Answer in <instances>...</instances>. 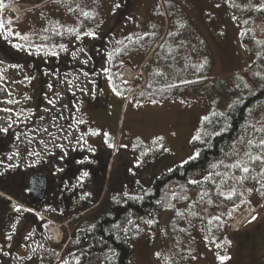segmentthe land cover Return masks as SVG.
Returning a JSON list of instances; mask_svg holds the SVG:
<instances>
[{"label":"rangeland","instance_id":"obj_1","mask_svg":"<svg viewBox=\"0 0 264 264\" xmlns=\"http://www.w3.org/2000/svg\"><path fill=\"white\" fill-rule=\"evenodd\" d=\"M23 1L26 5L20 7H25L26 14L22 10V15L11 11L12 17L17 20V40L21 38L29 43L28 47L32 54H38L41 65L38 62L24 67H10L2 62L0 70L12 68L20 75H28L21 78L11 72L8 86L13 88L15 83L22 84L31 97L40 83L39 79L53 82L56 70H48L44 75L41 70L61 62L51 56L49 59L48 53H44L54 50L59 52L54 41L61 30L67 41L76 43L74 47H80L78 52L75 50L78 54V62H75L81 68L76 79L71 74H65L63 79L70 84L71 90L85 96L92 94L90 87L95 79L88 72V53L90 46L94 45L88 33H92L94 23L110 21L108 12L118 5V0H14L19 5ZM157 1L155 11L161 15L157 24L159 36L167 28L163 21L169 18L168 13L173 14V7L167 0ZM216 1V6L207 0L180 1L190 9L188 14L193 24L189 32L195 27L194 36L200 35L207 42L202 57L200 44L194 39L192 45L183 46L178 51L179 56L171 60L170 64H174L175 68L170 70L164 64L167 58L163 49L149 63L155 51L143 62L151 48H143L133 54L131 50L138 46L133 39L129 44L130 49H126L130 54L128 58L132 55L133 59L120 60L121 66L116 71L121 74L120 82L127 87L123 85L116 88L113 83L110 85V80H106V76L111 74L109 66V72H103L102 91H108L110 100L114 102L113 122L106 136L107 153L113 160L115 158L116 169L122 168V159L125 164L132 162L129 166L124 165L125 179L135 177L141 189L152 186L158 177V169L162 174L197 156L198 150L191 148V142L199 136L202 121L214 111L225 115L235 95L246 94L248 90L255 91L259 88L257 85L264 82V61L256 60L264 48V26L258 28L264 25V0ZM240 22L246 27L254 25L250 45L241 41L243 28H237ZM207 24L210 26L207 27ZM132 25L136 32L138 29L139 32L143 30ZM73 32L75 40L71 39ZM166 34L167 31L164 36ZM169 36L175 35L170 33ZM156 41L150 40L148 44L152 45ZM171 42L167 40L163 47ZM44 43L50 44L41 45ZM116 46L112 44V49ZM20 53L26 55L25 50ZM124 54L121 53V58ZM40 55H43L44 60L40 61ZM188 55L191 60L193 57L194 66L191 70L183 69L187 66L183 63L184 57ZM125 62L130 63L131 67L126 68ZM253 62L254 65L261 63L250 69ZM201 64L204 66L198 73ZM125 69L127 71L123 75ZM170 71L173 77L169 79ZM176 71L179 74H175ZM158 73L166 77L164 86H161V80L155 78ZM146 77L148 86L143 90L132 91ZM191 82V87H174ZM163 90L172 93H164ZM20 91L24 93V89ZM22 93L20 97L26 101L29 95ZM7 95L9 100L16 96L13 91ZM251 122L255 126L253 132L230 147L222 159L214 164L215 170L218 168V172L225 174L224 182L228 187H218L209 194L191 192L186 200L175 206H166L154 216L141 217L138 222L139 235L132 241L135 257L131 264H262L264 191L260 189H264V144L261 143L264 141V105L251 113ZM71 134V127L66 125L65 135L69 137ZM231 170L244 181L241 198L231 189L235 186L230 184L231 177L227 175ZM202 173H195L194 181L212 174L211 170ZM138 185L134 189L130 188L129 193L137 194L140 190ZM233 208H236L234 219L228 221L233 214L230 209ZM255 229L259 235L255 239H248L249 231ZM221 257L227 259L222 261ZM101 259L100 255L97 264Z\"/></svg>","mask_w":264,"mask_h":264},{"label":"flooded vegetation","instance_id":"obj_2","mask_svg":"<svg viewBox=\"0 0 264 264\" xmlns=\"http://www.w3.org/2000/svg\"><path fill=\"white\" fill-rule=\"evenodd\" d=\"M167 1L173 7L172 15L166 10L169 30L173 28L179 34L180 43L174 47L180 51L185 48L181 43L184 28L188 30L192 24L190 9L181 0ZM13 2L0 0V65L37 64L38 54H32L29 43L17 40ZM156 3L157 0H118V5L108 12L109 22L93 24L94 46L88 53V72L95 80L88 96L71 90L63 79L65 74L76 79L81 68L75 53L80 47L67 41L61 30L54 41L59 52H44L49 59L51 56L61 62L41 70L43 75L56 70L53 82L39 79L31 97L22 84L8 86L11 72L21 78L26 73L20 75L12 68L0 70V129H7L0 131V264H97L98 218L109 206L138 194L129 193L138 185L136 178L125 179L124 165L132 162L125 164L122 159V168L116 169L115 158L107 153L106 136L113 122L114 102L108 91H102V75L107 66L112 75V61L121 56V45L128 48L135 39L138 46L134 54L146 45L150 47V40H158L161 15L155 11ZM22 5H26L24 1ZM132 24L148 33L144 35L139 29L136 32ZM71 37L75 40L74 32ZM112 44L117 45L115 49ZM22 50L26 55L20 53ZM39 58L44 60L43 55ZM110 75L107 81H111ZM12 91L16 96L9 100L7 93ZM21 93L29 95L26 101H22ZM66 125L71 127L69 137L65 135ZM160 174L158 169V177ZM256 229L249 231L248 239L259 235ZM261 239L264 250L263 235Z\"/></svg>","mask_w":264,"mask_h":264},{"label":"trees","instance_id":"obj_3","mask_svg":"<svg viewBox=\"0 0 264 264\" xmlns=\"http://www.w3.org/2000/svg\"><path fill=\"white\" fill-rule=\"evenodd\" d=\"M249 26L250 29H248ZM249 26L246 27L245 25L243 28L241 41L243 44L250 45L253 41L251 29L254 25ZM163 44L159 49L163 47ZM171 47V45H167L163 51L167 53L166 51ZM200 52L205 53L204 45L200 46ZM120 60L121 56L119 55L115 57L111 65L113 73L110 82L116 88L124 85L120 82L121 74L116 73L121 66ZM256 60L264 61V48L261 49ZM259 64L254 65L253 62L250 69L255 68L256 65L259 66ZM117 68L118 70H116ZM156 79L161 80V86H164L165 78L162 75L157 76ZM148 82L143 88L148 86ZM191 85L192 82L174 87L187 88ZM257 86L259 88L255 91L248 90L246 94L235 95L225 115H220L214 111L202 121L199 139L194 138L191 142V148L198 150L197 156L170 171L163 172L150 188L141 189L136 196L128 197L122 202L109 206L105 215L98 218L95 238L96 260H99L100 255L102 256L99 264H131L135 257L132 241L139 235L138 222L141 217L154 216L166 206H175L184 199L186 200L191 192L209 194L218 187H228L227 183L224 182L225 174L218 172V168L215 170L213 165L222 159L224 152L230 147L241 139L247 138L253 132L255 126L254 122H251V113L264 105V82ZM208 170H211V176L200 177L194 181L195 173H204ZM227 173L231 177L230 184H235L231 189L236 192L238 198H241L244 181L236 175L234 170ZM261 190L264 191V189ZM235 210L236 208L230 209L233 214L230 213L231 216L228 221L234 219ZM263 262L264 259L261 263L263 264Z\"/></svg>","mask_w":264,"mask_h":264},{"label":"crops","instance_id":"obj_4","mask_svg":"<svg viewBox=\"0 0 264 264\" xmlns=\"http://www.w3.org/2000/svg\"><path fill=\"white\" fill-rule=\"evenodd\" d=\"M208 2H210L211 3V5L212 6H216L215 5V3L217 2L216 0H207ZM232 2V1H231ZM192 24H193V22H192ZM192 24H191V26H192ZM210 26V24H207V27H209ZM245 27V25L242 23V22H240L238 25H237V28H244ZM194 28L195 27H193V29H192V32H189V27H188V30H186V28H184V30H185V35L184 36H186L187 35V37H185V38H183L182 37V40H181V43L182 42H184V44L183 45H187V44H189V45H192V43L194 42V39H197V41H198V43L200 44V46L201 45H205V43H207L206 42V40H205V38L204 37H202V36H200V35H196V36H194ZM196 29V28H195ZM195 32H197L196 30H195ZM142 33H148L147 32V30L145 29V30H142ZM164 33H165V29L163 30V33L162 34H160L159 36H158V40L156 41V42H158V47L156 48V46L153 48V45L156 43H154L151 47H148L147 45L146 46H144V48H151L150 50H149V53H148V55L146 56V58L143 60V62L144 61H146L150 56H151V54L154 52V49H155V52L153 53L154 54V56H155V54L157 53V52H159V51H161V49H159L161 46H162V44L163 43H166V41L167 40H169V39H171L170 41H172L171 42V48L169 49V50H167L166 52L167 53H164V55L166 56V60H165V62H164V64L170 69V70H172L173 68H175V66H174V64L171 66V60L172 59H174L175 57H177V56H179V53L180 52H178L177 50H176V48L174 47V46H176L178 43H180V36H179V34L177 33V31L176 30H174L173 32H172V34H174L175 36H168V34L166 35V36H164ZM198 33V32H197ZM175 38H176V40H175ZM197 43V42H196ZM131 46H132V44H131ZM153 48V49H152ZM126 49H130V46H128V48H124V45H121V53L123 52H125V54H124V57L123 58H121V60H126V59H128L127 61H129V59H133V57H132V55H131V57L130 58H128L129 56H130V54L128 53V52H126ZM135 48H133V50H134ZM159 49V50H158ZM133 50H131V51H133ZM187 51V50H186ZM134 52V51H133ZM183 54H185V52H183ZM190 55H191V52H190ZM201 55V54H200ZM204 54H202L201 55V57L203 56ZM122 56V55H121ZM153 56V57H154ZM143 62H142V64H143ZM183 63H184V65H187V66H185V67H183V69H192L193 68V66H194V63H193V57H192V60H191V56L189 57V55L188 56H185L184 57V60H183ZM204 65H200V68H199V71H197L198 73L199 72H201L202 71V67H203ZM144 69V68H143ZM172 73H171V71L169 72V74H168V78L170 79L171 77H173V75H171ZM175 74H179V72H177L176 71V73ZM160 75H162L165 79L164 80H166V77H165V75L164 74H161V73H158V76H160ZM156 78V77H155ZM165 82V81H164ZM163 92L164 93H167L168 91H165V90H163ZM169 93H171V92H169Z\"/></svg>","mask_w":264,"mask_h":264},{"label":"snow or ice","instance_id":"obj_5","mask_svg":"<svg viewBox=\"0 0 264 264\" xmlns=\"http://www.w3.org/2000/svg\"><path fill=\"white\" fill-rule=\"evenodd\" d=\"M85 15H88L87 13H85ZM0 27H2V24H0ZM88 35H94L93 33H88ZM26 39V37H25ZM0 131H7V129H0ZM197 139H199V137H196ZM249 143H251V141H249ZM262 144H264V141H261ZM256 159H259V157H256ZM235 166H238V165H235ZM213 167H215V165H213ZM245 172L248 171L247 168L244 169ZM84 175H87V173H85ZM229 198H230V195H229ZM253 219H255V217H253ZM222 261L227 259V257H221L220 258ZM64 264H67V261L64 262Z\"/></svg>","mask_w":264,"mask_h":264},{"label":"bare ground","instance_id":"obj_6","mask_svg":"<svg viewBox=\"0 0 264 264\" xmlns=\"http://www.w3.org/2000/svg\"><path fill=\"white\" fill-rule=\"evenodd\" d=\"M15 10L19 13V14H21L22 12L18 9V7L17 6H15Z\"/></svg>","mask_w":264,"mask_h":264},{"label":"water","instance_id":"obj_7","mask_svg":"<svg viewBox=\"0 0 264 264\" xmlns=\"http://www.w3.org/2000/svg\"><path fill=\"white\" fill-rule=\"evenodd\" d=\"M128 66H129V64H128Z\"/></svg>","mask_w":264,"mask_h":264}]
</instances>
